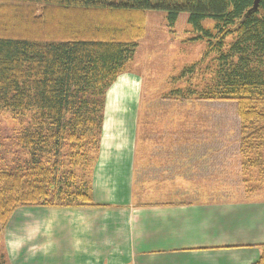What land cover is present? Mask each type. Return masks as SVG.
Instances as JSON below:
<instances>
[{"label": "trees", "instance_id": "obj_1", "mask_svg": "<svg viewBox=\"0 0 264 264\" xmlns=\"http://www.w3.org/2000/svg\"><path fill=\"white\" fill-rule=\"evenodd\" d=\"M252 5L253 0H0V114L17 124L24 154L11 167H0V231L19 207L94 206L90 170L103 96L129 70L147 12L164 13L169 27L184 20L219 61L209 87L194 93L177 86L165 98L206 100L219 114L213 103L223 106L226 113L218 117L231 123L223 135L238 139L224 150L235 149L228 154L240 156L241 167H259L264 0L248 13ZM204 20L214 22L213 30ZM257 246L260 253L251 264H264V243Z\"/></svg>", "mask_w": 264, "mask_h": 264}, {"label": "rangeland", "instance_id": "obj_2", "mask_svg": "<svg viewBox=\"0 0 264 264\" xmlns=\"http://www.w3.org/2000/svg\"><path fill=\"white\" fill-rule=\"evenodd\" d=\"M145 16V31L138 41L133 59L129 63V70L118 75L103 96L98 152L90 170V193L94 206H97L93 198L94 183L100 184L96 190L99 193L103 192L102 196L112 191V198L118 194V189H124L126 193L128 187H131L134 201L147 204L152 199L145 197L149 193H145L144 190L165 188L166 185L163 183H158V187L154 180L162 182L170 178L168 174L171 172L167 169L157 173L152 170L155 162L160 163L162 168L168 164H175L163 160L165 159L163 155L168 152L179 154L211 152L216 155L228 151L237 152L235 149L224 150L227 145L237 143L238 139L223 135L224 125L231 126L230 122L225 120L222 122L218 117L226 113L223 106L213 103L216 105L214 108L220 110L219 114L214 113L213 107L209 106L211 103L206 100L179 101L165 98L177 86L192 87L194 90L191 91L194 93L209 87L219 67L217 54L209 50L205 39L198 37L199 31L184 20L176 26L169 27L162 12H147ZM202 24L205 28L213 30L212 20H204ZM31 115V113L26 115V120H23L25 125ZM17 129V124L10 121L7 113L0 114V167H11L16 158L21 159L24 156L16 141ZM215 144L224 146L217 149ZM132 154L134 162L127 159ZM235 157L236 161L230 163L227 171L221 174L212 172L216 180L215 183L209 184L217 186V190L222 186L219 183L227 178L226 185L220 189L225 190L224 192L200 193L198 196L193 193H165L158 194L159 200L164 195H170L182 200L218 197L228 201L238 199L263 201L264 162L261 167L246 168L241 167L240 156H228V159L233 160ZM252 159L255 160V157ZM186 166L187 164L175 168L176 180L184 181L186 175H196L195 171L185 172ZM189 166L192 167L191 164ZM206 182H198L199 187L207 184ZM7 231L6 226L0 231V248L2 246L3 249L7 241ZM0 264L6 262L0 259Z\"/></svg>", "mask_w": 264, "mask_h": 264}, {"label": "crops", "instance_id": "obj_3", "mask_svg": "<svg viewBox=\"0 0 264 264\" xmlns=\"http://www.w3.org/2000/svg\"><path fill=\"white\" fill-rule=\"evenodd\" d=\"M231 155L166 153L163 160L175 164L162 168L155 162L152 170L167 169L170 178L154 180L165 188L144 190L149 193L145 197L152 199L147 204L134 201L131 187L126 193L118 189L112 198V191L102 196L96 190L100 184L94 183L97 206L19 207L6 225L8 263L251 264L260 253L257 245L264 243V200L158 198L165 193L198 196L224 192L220 189L227 178L219 183V190L209 183L216 180L212 172L221 174L236 161V157L228 159ZM128 157L134 162L133 154ZM186 164L185 172L195 171L196 175L176 180L175 168ZM200 181L207 184L199 187Z\"/></svg>", "mask_w": 264, "mask_h": 264}, {"label": "water", "instance_id": "obj_4", "mask_svg": "<svg viewBox=\"0 0 264 264\" xmlns=\"http://www.w3.org/2000/svg\"><path fill=\"white\" fill-rule=\"evenodd\" d=\"M258 5H259V0H253L252 8L248 11V13H250L251 11L256 10Z\"/></svg>", "mask_w": 264, "mask_h": 264}]
</instances>
